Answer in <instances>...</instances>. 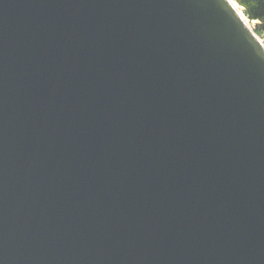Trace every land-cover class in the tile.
I'll return each mask as SVG.
<instances>
[{"label":"water","instance_id":"obj_1","mask_svg":"<svg viewBox=\"0 0 264 264\" xmlns=\"http://www.w3.org/2000/svg\"><path fill=\"white\" fill-rule=\"evenodd\" d=\"M236 4L0 0V264H264V40Z\"/></svg>","mask_w":264,"mask_h":264},{"label":"trees","instance_id":"obj_2","mask_svg":"<svg viewBox=\"0 0 264 264\" xmlns=\"http://www.w3.org/2000/svg\"><path fill=\"white\" fill-rule=\"evenodd\" d=\"M249 22H257L254 31L264 39V0H235Z\"/></svg>","mask_w":264,"mask_h":264},{"label":"rangeland","instance_id":"obj_3","mask_svg":"<svg viewBox=\"0 0 264 264\" xmlns=\"http://www.w3.org/2000/svg\"><path fill=\"white\" fill-rule=\"evenodd\" d=\"M242 10V9H241ZM250 24H251V26L253 27V28H255V26H256V24H257V22H255V21H252V22H250Z\"/></svg>","mask_w":264,"mask_h":264},{"label":"bare ground","instance_id":"obj_4","mask_svg":"<svg viewBox=\"0 0 264 264\" xmlns=\"http://www.w3.org/2000/svg\"><path fill=\"white\" fill-rule=\"evenodd\" d=\"M236 5H237V4H236ZM240 11H241V10H240ZM241 12H242V11H241ZM242 15H244L243 12H242ZM245 19H247V18H245Z\"/></svg>","mask_w":264,"mask_h":264}]
</instances>
